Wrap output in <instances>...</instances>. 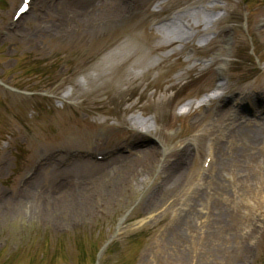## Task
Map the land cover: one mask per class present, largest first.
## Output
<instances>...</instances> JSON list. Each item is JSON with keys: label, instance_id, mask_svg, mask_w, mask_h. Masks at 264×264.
<instances>
[{"label": "rangeland", "instance_id": "rangeland-1", "mask_svg": "<svg viewBox=\"0 0 264 264\" xmlns=\"http://www.w3.org/2000/svg\"><path fill=\"white\" fill-rule=\"evenodd\" d=\"M93 1L0 0V264H264V0Z\"/></svg>", "mask_w": 264, "mask_h": 264}, {"label": "bare ground", "instance_id": "bare-ground-1", "mask_svg": "<svg viewBox=\"0 0 264 264\" xmlns=\"http://www.w3.org/2000/svg\"><path fill=\"white\" fill-rule=\"evenodd\" d=\"M124 1L125 0H95V2L93 1L92 3H94L95 5H98V20H101V19L108 20V19H110L116 12H118L121 9ZM64 6L67 7V9H70L73 6V4H72V2L67 1ZM42 11H45V7L42 8ZM181 14H182V11L177 13V14H175L173 17H171L169 19L170 22H172V25H175V27H176L171 32V36L174 39H177V40H179L181 42H188L193 37V32H191V28H190L189 24L185 23L184 17ZM216 22L217 21H215V20L206 21V35H208L211 32V30H212V28L210 26L211 25H215ZM219 35L222 36L223 33H220ZM135 53H136V50L133 51V55ZM141 62H142V60L138 59L134 64L135 65H139ZM149 71H150L149 69L146 70V72H149ZM223 86H224L223 84H221V85L218 84L216 89L217 90H221L223 88ZM213 96L214 95H212V94L205 96L204 99H203V104H206V103L208 104L209 102H211L213 100ZM168 102H169V100L164 98V99L160 100L159 105L161 107H164V106H166L168 104ZM190 106H191V104L188 103V104H186L185 107L189 108ZM218 116H219V119H222V121H223L225 113L221 112V114H219ZM132 120H134V122L137 123V124L139 123V121L137 120L136 117L132 118ZM245 125L246 126H243L241 128L239 127L236 131H234L232 133H229L230 136L228 138L231 139V138H233L234 135L238 134L237 132H240L241 133V139H244V138L247 139V140L249 139V141H250L249 144H251L252 141L250 139L256 137L257 129L249 128V129H246L245 132H244V131H242L243 130L242 128L245 129L246 127H249L248 124H245ZM259 125L261 126V124H259ZM151 128H152V126H147V132L150 131ZM258 130H260V132H262L264 130V127H260V129H258ZM258 133H259V131H258ZM241 143H243V142H240L239 144H241ZM239 144H237V145H239ZM216 151L219 153L221 151V147L219 146L218 148H216ZM152 155H155V152H154V154H152L151 152H150V154L148 153V155L146 156V159L150 160V158L153 157ZM214 160L215 161L212 162V166L211 167H214L213 165L216 166L218 164V162H219V159L216 160L215 156H214ZM224 161H225V159L222 161V164L224 163ZM7 203H9V202L4 203V205L2 206V210L4 211L3 213L7 214V216H9V214L18 215V213L20 212V208L16 207L15 205L14 206L12 205V206L8 207V206H6ZM191 211H192V209L185 215V218L187 217L188 214L189 215L192 214V213H190ZM189 217L193 218V216H189Z\"/></svg>", "mask_w": 264, "mask_h": 264}, {"label": "trees", "instance_id": "trees-1", "mask_svg": "<svg viewBox=\"0 0 264 264\" xmlns=\"http://www.w3.org/2000/svg\"><path fill=\"white\" fill-rule=\"evenodd\" d=\"M37 74H41V73L37 72Z\"/></svg>", "mask_w": 264, "mask_h": 264}, {"label": "water", "instance_id": "water-1", "mask_svg": "<svg viewBox=\"0 0 264 264\" xmlns=\"http://www.w3.org/2000/svg\"><path fill=\"white\" fill-rule=\"evenodd\" d=\"M100 253L98 254V257H99Z\"/></svg>", "mask_w": 264, "mask_h": 264}]
</instances>
